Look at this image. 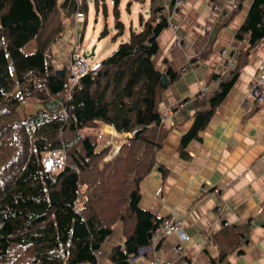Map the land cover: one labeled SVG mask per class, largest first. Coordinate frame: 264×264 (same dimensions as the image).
I'll use <instances>...</instances> for the list:
<instances>
[{"label": "trees", "instance_id": "obj_1", "mask_svg": "<svg viewBox=\"0 0 264 264\" xmlns=\"http://www.w3.org/2000/svg\"><path fill=\"white\" fill-rule=\"evenodd\" d=\"M112 1L115 38L124 24L121 0ZM94 4L98 10L99 0ZM164 8L161 0H150L148 16L139 15V30L130 29L128 40L82 75L68 95L67 68L62 74L55 68L53 45L77 10L86 21L87 0H0V264H100L98 251L118 222L123 239L106 258L109 264H133L168 218L139 205L140 182L156 165L167 135L158 110L162 93L180 77L171 68L162 72L154 61L158 36L169 25ZM107 33L104 27L100 37ZM263 37L264 0H252L234 35L244 45L227 75L213 76L218 88L181 138V157H188L186 145L200 139ZM31 40L34 51L27 53ZM24 101L38 107L22 116ZM101 123L132 134L104 163L109 147L96 151L97 135L84 131ZM58 149L63 167L45 170L43 158ZM237 231L236 225L225 226L208 240L215 244L216 237ZM223 257L220 252L210 260Z\"/></svg>", "mask_w": 264, "mask_h": 264}, {"label": "crops", "instance_id": "obj_2", "mask_svg": "<svg viewBox=\"0 0 264 264\" xmlns=\"http://www.w3.org/2000/svg\"><path fill=\"white\" fill-rule=\"evenodd\" d=\"M238 1V9L232 10L226 0H181L176 8L169 0H161L171 23L158 36L154 61L162 72L171 68L180 77L162 93L158 110L167 135L156 165L140 182L139 205L160 217L180 218L187 238L179 241L181 255L171 250L177 240L174 234L156 244L152 252L140 249L131 259L133 264H152L154 259L171 264H214L210 259L220 252L224 257L215 264H264V103L256 104L249 92L250 80L264 64V37L251 49L200 139L186 145L188 157L180 155L181 138L196 111L208 107L218 88L213 76L227 75L223 52L239 51L244 45L234 35L252 0ZM177 38L182 47L173 45ZM61 47L68 57L58 63L67 68L70 51L64 42ZM99 126L106 135L103 126H110ZM230 225L239 228L232 237H216L215 244L208 240L210 233ZM113 231L114 236L104 242L100 264H109L107 254L123 239L120 222Z\"/></svg>", "mask_w": 264, "mask_h": 264}, {"label": "rangeland", "instance_id": "obj_3", "mask_svg": "<svg viewBox=\"0 0 264 264\" xmlns=\"http://www.w3.org/2000/svg\"><path fill=\"white\" fill-rule=\"evenodd\" d=\"M62 1V0H61ZM105 2V4H104ZM180 5V4H179ZM179 5H172L174 8ZM88 11L86 15V21L76 20L75 14L72 16L67 30L65 34L53 45L55 57H54V66L56 69L62 70L63 67H66L63 63L60 64L58 62H64L65 58L68 55L64 54L63 48L61 44L64 42L66 44V48L69 49L71 55L65 64L70 63V61L75 60L78 56H83V53L87 55L85 61L87 63L88 69L94 68L100 59L106 57L119 43L125 42L128 40L130 29L137 31L139 30V13H141L145 18L148 16V0H121L119 4L120 11V20L124 24V29L122 34H119L114 37L117 32V29L114 26V19L112 15L113 1L112 0H99V8L96 10L94 0H87ZM104 6L106 7L107 14H104ZM83 12V11H79ZM85 15V13H84ZM107 27L108 33L104 37H100L101 31ZM177 30V29H174ZM62 39V40H61ZM61 40V41H60ZM60 41V42H59ZM93 46H96V51L94 49V55L89 56L92 51ZM24 51L30 53L34 51V42L31 40L28 42ZM237 52V51H236ZM73 55V56H72ZM203 92H199V94ZM22 102L19 107V113L23 116L27 113H33L36 107H38L37 103ZM105 124V123H104ZM100 125V124H99ZM96 126L92 129H85L84 131H90L97 135V149L96 151H101L103 148L109 147V150L102 158V162H107L113 160L111 157L114 144H119V149L121 144L127 139V136L130 138L132 136L131 133L125 132H116L115 135L110 134L109 128L103 129L107 132L106 135L99 130L100 126ZM111 126L110 124H107ZM113 128V127H112ZM108 129V130H107ZM125 134V136H124ZM102 138H101V137ZM121 138V139H116ZM111 138H114L113 141ZM119 149L114 152H118ZM116 156V155H115ZM115 231L107 238L110 239L114 236ZM104 244L102 248L98 251V257H101L104 251Z\"/></svg>", "mask_w": 264, "mask_h": 264}, {"label": "built area", "instance_id": "obj_4", "mask_svg": "<svg viewBox=\"0 0 264 264\" xmlns=\"http://www.w3.org/2000/svg\"><path fill=\"white\" fill-rule=\"evenodd\" d=\"M181 3V0H175L174 5H179ZM227 5L232 10H237L239 7V1L238 0H226ZM80 10H77L75 19L76 20H83L85 15L84 12H79ZM169 21V19H168ZM169 21V25H170ZM173 29H177V25H172ZM173 45L175 47H182V42L179 40V38L175 39L173 42ZM225 54V64H224V72H228L234 65L235 59H236V51H228L225 50L223 52ZM87 63L82 56H78L75 60L70 61L67 65V73H68V79L64 83V88L68 90V95L71 94L73 88L75 85L79 83V79L82 75H84L88 71ZM249 92L251 97L254 99V102L256 104H263L264 103V64H261L258 67V72L255 74L252 79L250 80L249 84ZM125 136V134H124ZM112 141L114 138H111ZM116 139H121L117 138ZM114 142V141H113ZM125 142V141H124ZM119 149V144H114V149L112 152L111 157H113L116 152ZM65 160L64 153L61 149H58L56 151H53L45 156L43 159V167L45 170H59L63 167ZM181 219L177 217H168L167 219L163 220L162 223L152 232L151 234V243L145 247L142 248V250L146 252H152L155 249L156 244L159 242H162L168 238H170L172 235L177 234V240H174V243L172 245V251L173 253L177 255H181V246L179 244V241L185 240L187 238V235L181 231L180 228ZM78 264H87V263H78ZM152 264H171L170 262H160L158 259H154L152 261Z\"/></svg>", "mask_w": 264, "mask_h": 264}, {"label": "water", "instance_id": "obj_5", "mask_svg": "<svg viewBox=\"0 0 264 264\" xmlns=\"http://www.w3.org/2000/svg\"><path fill=\"white\" fill-rule=\"evenodd\" d=\"M94 48H95V46H93L92 51H91V53L89 54V56L94 55ZM83 57L86 58L87 55H86L85 53H83ZM59 73L62 74V71L60 70ZM163 79L166 81V76H165V75H163ZM166 82H167V81H166ZM127 139H129L128 136H127ZM150 237H151V235H150Z\"/></svg>", "mask_w": 264, "mask_h": 264}, {"label": "bare ground", "instance_id": "obj_6", "mask_svg": "<svg viewBox=\"0 0 264 264\" xmlns=\"http://www.w3.org/2000/svg\"><path fill=\"white\" fill-rule=\"evenodd\" d=\"M108 128H109V130H108V129H107V130H108L109 132H111V134H115V133H116V131H115L113 128H111V127H108Z\"/></svg>", "mask_w": 264, "mask_h": 264}, {"label": "clouds", "instance_id": "obj_7", "mask_svg": "<svg viewBox=\"0 0 264 264\" xmlns=\"http://www.w3.org/2000/svg\"><path fill=\"white\" fill-rule=\"evenodd\" d=\"M142 249V248H141ZM139 253V252H138Z\"/></svg>", "mask_w": 264, "mask_h": 264}]
</instances>
